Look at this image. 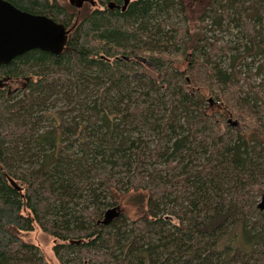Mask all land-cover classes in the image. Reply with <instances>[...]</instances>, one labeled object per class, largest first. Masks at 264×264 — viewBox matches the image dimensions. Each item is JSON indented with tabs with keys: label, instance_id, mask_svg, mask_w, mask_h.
Segmentation results:
<instances>
[{
	"label": "trees",
	"instance_id": "1",
	"mask_svg": "<svg viewBox=\"0 0 264 264\" xmlns=\"http://www.w3.org/2000/svg\"><path fill=\"white\" fill-rule=\"evenodd\" d=\"M5 1L69 33L0 66L25 84L0 87V264H48L36 228L59 264H264V0Z\"/></svg>",
	"mask_w": 264,
	"mask_h": 264
},
{
	"label": "water",
	"instance_id": "2",
	"mask_svg": "<svg viewBox=\"0 0 264 264\" xmlns=\"http://www.w3.org/2000/svg\"><path fill=\"white\" fill-rule=\"evenodd\" d=\"M74 0H70L73 3ZM81 6L85 0H75ZM128 0H125L127 3ZM112 8L114 5L109 3ZM124 9V7H123ZM69 31L59 23L43 15L21 11L5 0H0V66L8 65L13 59L29 51L39 50L59 56L66 47ZM236 126V122L232 123ZM14 188L19 189L15 184ZM264 213V195L257 204ZM120 216L117 206L107 209L98 222L109 225ZM78 244L79 242H71Z\"/></svg>",
	"mask_w": 264,
	"mask_h": 264
},
{
	"label": "rangeland",
	"instance_id": "3",
	"mask_svg": "<svg viewBox=\"0 0 264 264\" xmlns=\"http://www.w3.org/2000/svg\"><path fill=\"white\" fill-rule=\"evenodd\" d=\"M128 1H131V0H128ZM218 37L220 40L222 39L224 42L232 40L231 37L225 36L222 34L218 35ZM258 58L256 59V61H262V62L264 61L263 58H260V57H258ZM176 61H183V62H180L181 64L178 66L182 71H184L185 67L187 65L188 59H186V58L183 60L178 59ZM247 61H251V59H248ZM144 65L147 66L145 63H144ZM142 71H144V73L147 74L150 70L148 68L143 67V66H138L137 73L141 74ZM262 79H263L262 76H256L252 80V83L258 85L261 83ZM187 81H188V79H187ZM188 83H190V82H188ZM188 83L184 85V90L189 95L193 96V95H196L197 93H203V96H205V97L209 96V92L207 90H203L201 87L197 89L196 87L191 86V83L190 84H188ZM22 84L23 83H19L18 86L20 87ZM14 88H15V86L12 87V90ZM263 90H264V86H263ZM65 106L62 107L63 109L61 108L63 112H66V109H68L67 106L65 109ZM69 111H70V108H69ZM69 111L67 113H62V115L70 122L72 116L77 115V112L76 111L75 112H72V111L69 112ZM214 119H216V117ZM228 121H230V122H228ZM233 122H236V126H239L238 120L232 117V118H229L228 120L226 119L224 121V123L222 125L223 130L226 128L227 125L231 128L236 127V126H232ZM145 133L146 132L143 130V134H142L143 138L145 136V139H149L150 141H153V143L155 141H157V137L155 135L150 134L148 132V136H147V134L145 135ZM65 139H66L65 145H67V144L71 145L72 143H73V145H75V147L72 148V150H71L72 153L76 152V148H77L78 144H80L83 141L80 138H78L76 135H70V136L67 135V137ZM26 161H27V154H25V156L21 159H19V158L14 159L11 164L15 168H19V169L24 170L27 168V162ZM259 201H260V197L257 198V203ZM119 211H120V209H119ZM134 215H135V211H130V216L132 218L134 217ZM25 239L28 240L29 242H31L33 245H35L38 248L41 256L43 257V259L48 264H59V262L57 261V259L55 258V255L53 253V240L50 237H48L47 235L43 234L38 228H36L32 233L26 234Z\"/></svg>",
	"mask_w": 264,
	"mask_h": 264
},
{
	"label": "flooded vegetation",
	"instance_id": "4",
	"mask_svg": "<svg viewBox=\"0 0 264 264\" xmlns=\"http://www.w3.org/2000/svg\"><path fill=\"white\" fill-rule=\"evenodd\" d=\"M6 81V79L4 81H0V87L3 89V88H6L7 89V93H16L20 90H22L24 87H25V84L21 85L20 87L18 86L19 83H22L21 80L19 79H11V80H8L7 82L8 83H4ZM27 81V79H26ZM15 86V88L12 90V87ZM230 122V121H228ZM258 204V203H257Z\"/></svg>",
	"mask_w": 264,
	"mask_h": 264
}]
</instances>
